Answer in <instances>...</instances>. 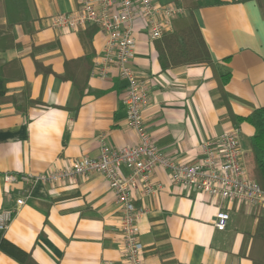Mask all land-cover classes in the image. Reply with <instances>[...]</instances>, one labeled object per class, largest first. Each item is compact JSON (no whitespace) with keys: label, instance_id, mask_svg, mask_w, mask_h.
I'll return each instance as SVG.
<instances>
[{"label":"crops","instance_id":"crops-1","mask_svg":"<svg viewBox=\"0 0 264 264\" xmlns=\"http://www.w3.org/2000/svg\"><path fill=\"white\" fill-rule=\"evenodd\" d=\"M159 1L183 6L178 17L193 10L213 64L164 70L156 41L137 30L135 66L146 80L149 133L171 158L192 164L201 157L202 142L238 128L244 164L254 176L255 128L246 121L236 125L231 116L264 106V16L257 0ZM77 5L0 0V64L16 61L14 72L22 73L7 83L0 104V214L16 211L0 230V264H128L120 210L105 176L22 179L69 168L79 156H99L100 136L115 148L139 140L127 119V82L114 69L105 77L92 75L105 33L92 25L79 31L49 25L50 16ZM88 54L92 69L82 92L63 75L66 60ZM226 72L225 101L218 76ZM154 178L161 184L157 193L134 192V204L145 210L138 223L144 264H254L249 254L264 211L174 184L161 167ZM220 210L230 214L223 230L215 225Z\"/></svg>","mask_w":264,"mask_h":264},{"label":"built area","instance_id":"built-area-1","mask_svg":"<svg viewBox=\"0 0 264 264\" xmlns=\"http://www.w3.org/2000/svg\"><path fill=\"white\" fill-rule=\"evenodd\" d=\"M77 3V7L70 11L50 16L49 25L63 31H79L97 25L105 33V47L103 53L94 59L92 75L105 77L110 69H114L127 82L124 98L127 119L139 140L132 146L115 148L100 136L99 156H79L73 159L69 168L37 176L24 175L22 179L56 182L96 173L105 176L120 210L118 227L128 264H144L145 246L140 240L138 223L145 210L134 204V192L141 189L146 195H152L160 190L161 184L154 178L158 167L168 171L174 184L264 211V188L244 164L238 128L202 142L199 160L184 164L161 149L145 124L143 111L148 91L146 80L135 66V34L141 28L151 41L162 38L173 30V20L185 13L184 7L159 0H77ZM124 168L128 170L127 174ZM7 178L16 179L12 175ZM18 203L23 204L24 198H19ZM15 212L6 210L0 214V230L8 228ZM229 218L227 211H218L216 227L225 229Z\"/></svg>","mask_w":264,"mask_h":264},{"label":"trees","instance_id":"trees-1","mask_svg":"<svg viewBox=\"0 0 264 264\" xmlns=\"http://www.w3.org/2000/svg\"><path fill=\"white\" fill-rule=\"evenodd\" d=\"M257 2L264 16V0H257ZM156 47L164 70L181 65L213 64L210 50L193 10H189L182 17H176L173 20V30L157 39ZM16 64V61L0 64V104L6 98L7 83L15 77H22V73L16 74L14 72L15 68L13 66ZM74 64H76L75 67H73ZM66 66L63 77L72 80L83 92L92 69V55L88 54L78 59L66 60ZM230 78V72L218 76V82L222 88V96L225 101L227 93L223 90V86L228 83ZM28 99L31 104L36 103L30 98ZM231 117L236 125L246 121L255 128L251 141L254 161L253 173L261 187L264 188V106L254 109L247 116L232 115ZM249 256L254 264H264V214L258 218ZM30 264L37 263L32 261Z\"/></svg>","mask_w":264,"mask_h":264}]
</instances>
